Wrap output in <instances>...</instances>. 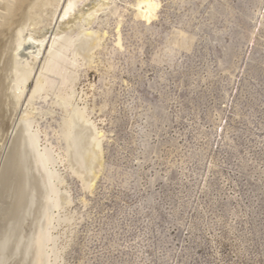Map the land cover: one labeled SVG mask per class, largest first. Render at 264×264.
<instances>
[{
    "label": "rangeland",
    "instance_id": "374dc122",
    "mask_svg": "<svg viewBox=\"0 0 264 264\" xmlns=\"http://www.w3.org/2000/svg\"><path fill=\"white\" fill-rule=\"evenodd\" d=\"M137 1L99 14L107 37L92 63L69 67L74 83L52 74L31 103L32 81L21 106L0 93L16 107L0 137V264H34L40 234L45 264H264V0H158L156 11ZM78 106L106 136L92 186L68 153ZM23 130L49 149L46 194L67 199L52 221L30 155L38 175L28 170L31 195L14 215L8 173Z\"/></svg>",
    "mask_w": 264,
    "mask_h": 264
},
{
    "label": "bare ground",
    "instance_id": "6f19581e",
    "mask_svg": "<svg viewBox=\"0 0 264 264\" xmlns=\"http://www.w3.org/2000/svg\"><path fill=\"white\" fill-rule=\"evenodd\" d=\"M85 2L89 4H85L84 6L83 4ZM114 2L115 0H100L99 4H95L94 0H0V93L2 95L5 93L6 97L15 94L14 97L17 101L14 100L15 103L11 104L21 106V102L25 99L32 81L35 82L36 86L34 85L35 88L31 93V103L55 85V80L51 77L52 74L63 76V83L66 85L74 83L76 79H78V72L72 70V68L74 67V69H77L75 67L79 64V59L81 60L82 58L84 61L92 63L95 52L103 46L102 44L108 33L96 30L95 24L97 23L99 14L107 8L111 9V5ZM134 5L141 11L144 9L156 11L160 7V2L158 0H138ZM81 6L84 8H81ZM52 29L55 35L52 34ZM119 44L121 45V37ZM50 46L51 49L48 50ZM25 51H28V53ZM70 54L73 55V57H71ZM43 58H46L44 62ZM41 62H43L42 67H40ZM70 66L72 68H69ZM14 70L16 77L14 76L15 78H13L11 82L14 81L16 84L15 86L13 84V91L15 92L9 95L8 92L11 90L12 83L8 84V81ZM72 85L74 86V84ZM11 97H13V95ZM9 99L6 101L7 99L2 97L4 102L3 104L0 103V137L2 133L5 135V133L11 129L9 122V115H11V113L9 114V112L14 106L11 108ZM66 100L69 102L72 99L69 101L68 99ZM93 119L94 118L91 117L86 108L78 106L70 112L68 120L66 121V137L69 150L68 153H70L69 156L71 155L70 157L74 159L73 162L77 163L80 169L79 172L83 175V180L89 186L97 182L102 169H104L103 145L104 138L106 137L104 131L101 130L98 123ZM22 120H24L23 117ZM26 133L25 130H23L22 133L18 135L19 137L14 147L13 157H11L12 161H10L12 162L10 163L11 172H7L8 174L13 173L12 176L14 179L18 178L16 179L17 185L14 186L16 188V203L13 210L14 215H18L16 214V209H18L28 196L31 195L30 187L32 182L31 178L33 176H30L31 170H29L30 168L32 169V167L29 169L27 167L28 157L30 158V156H32L31 159H34L36 165L34 170L36 169L40 174L38 179L39 184L42 185L43 182L47 191L45 192L43 188V192L45 194L51 193L50 191L55 192L54 187H52L54 186L52 183L55 174L51 169V159L48 153L49 149H41L38 141L39 138L36 133L29 132V137H27ZM7 135L9 134L7 133ZM32 162L33 161H31V164L33 165ZM31 173L32 175L34 174L33 172ZM32 190L31 192L33 194ZM49 195L50 194L47 196L49 197ZM65 195L67 198V192ZM61 196L59 195L57 200L52 197L53 201L51 200V196L49 197L50 199H48L47 203L49 207L46 206L49 210L45 208L47 213L44 215L47 216L48 220L51 217L50 213L52 212L54 214L52 210L56 207H60L59 205L62 202H66L67 199L63 201L65 197ZM60 197L62 202L60 201L61 199H59ZM35 202L36 201H34V203ZM35 204L37 205V202ZM18 211L17 213L20 212ZM52 219L51 217V221ZM48 220H44V222L46 223ZM45 223L44 225H48V223L51 224L50 221ZM36 241L37 248L33 256L35 263H33L45 264V259L46 262H48L46 258L47 252L45 251V235L40 234Z\"/></svg>",
    "mask_w": 264,
    "mask_h": 264
}]
</instances>
